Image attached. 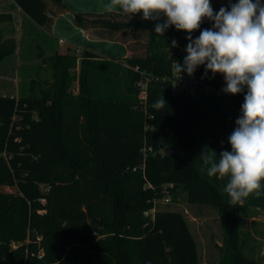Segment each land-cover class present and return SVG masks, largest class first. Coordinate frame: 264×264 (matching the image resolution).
Returning <instances> with one entry per match:
<instances>
[{"label":"trees","instance_id":"trees-1","mask_svg":"<svg viewBox=\"0 0 264 264\" xmlns=\"http://www.w3.org/2000/svg\"><path fill=\"white\" fill-rule=\"evenodd\" d=\"M15 1L47 29L67 10L63 0ZM9 17L1 13L0 24ZM74 22L127 43L132 54L71 48L44 58L53 72L33 80L34 94L0 93V186L17 190L0 191V264H202L182 211L145 214L178 187L220 210L226 249L218 264H261L243 251L240 211L264 206V197L230 205L221 195L226 180L198 172L204 145L217 156L232 150L227 138L244 94H224L223 76H205L203 66L178 87L175 62H183L188 40L174 26L158 35L156 21L116 10L77 11ZM208 27L205 19L193 39ZM14 49L15 38H4L0 26V61ZM145 76L143 100L138 82ZM162 96L167 105L157 111L152 105Z\"/></svg>","mask_w":264,"mask_h":264},{"label":"clouds","instance_id":"clouds-1","mask_svg":"<svg viewBox=\"0 0 264 264\" xmlns=\"http://www.w3.org/2000/svg\"><path fill=\"white\" fill-rule=\"evenodd\" d=\"M112 4L123 13H142L143 20L156 21L158 35L164 36L173 26L187 33V55L182 64L175 62L178 79L183 74L193 76L203 66L205 76L209 72L211 78L223 76L224 94H244L235 128L227 138L232 150H222L217 156L204 145L198 155V172L209 181L226 180L221 195L227 194L230 205L264 197V2L228 0L227 7L215 12L210 0H112ZM205 19L211 27L193 39L192 33ZM171 46L176 47L177 41L173 39ZM166 105L162 96L152 107L159 111Z\"/></svg>","mask_w":264,"mask_h":264},{"label":"rangeland","instance_id":"rangeland-1","mask_svg":"<svg viewBox=\"0 0 264 264\" xmlns=\"http://www.w3.org/2000/svg\"><path fill=\"white\" fill-rule=\"evenodd\" d=\"M227 2L228 0H210L213 9L224 6ZM101 5L105 4L102 3ZM97 10L102 9L98 8ZM0 12L11 13L17 23L15 26V29H17L15 33V49L0 61V93L16 97L30 96L34 94L32 91L33 80H43L45 77H50L53 72L49 65L42 64L44 58L51 57L56 53H65L68 49V38L65 37V33L69 26H75L73 8L67 5L65 12L70 15L62 17V21L58 25L59 28L63 29L60 32L61 35L56 31L50 32L32 19H30L28 24L25 18L22 25L15 0H0ZM68 20H70V24L67 22ZM60 37L64 39L60 40ZM138 37L143 40L146 36L145 34H139ZM110 51L118 53V57L123 56V54L120 55L115 50ZM140 52H144V50ZM180 53L183 54L182 51ZM179 63L182 64L183 62ZM78 70L79 68L74 71L78 72ZM191 81H193V76L183 74L182 78L177 79L176 84L182 88L190 84ZM73 88V94H77L79 90L77 81L74 82ZM145 112L147 113V110ZM150 118L151 115L149 116ZM150 125L148 124L147 126L150 127ZM0 191L13 193V191L16 192L17 190L13 186H0ZM42 202L45 201L43 200ZM153 208L155 210L170 209L182 211L197 241L202 264H218L221 261L226 249L225 230L223 229L220 210L215 204L194 202L190 200L188 192L183 187H178L174 193H164L162 197L157 198L154 201ZM154 212L152 210L149 215H153ZM240 212V243L243 245V251L250 258H254L259 263L264 264V206L251 205L244 207ZM40 213L43 214L44 210H41ZM41 237L42 235H39L38 239ZM20 243L22 242H14L13 244L17 246Z\"/></svg>","mask_w":264,"mask_h":264},{"label":"crops","instance_id":"crops-1","mask_svg":"<svg viewBox=\"0 0 264 264\" xmlns=\"http://www.w3.org/2000/svg\"><path fill=\"white\" fill-rule=\"evenodd\" d=\"M63 1L67 5H69L71 8H73V13L77 11H82V12H102V11H107V10L119 11V6L112 4V0H87V2H85V0H63ZM102 3L105 5L102 6L101 5ZM98 8L102 10H97ZM18 11L20 14L22 25L24 24L25 18L27 19L28 24H29L30 19L32 18L25 11H23V9L19 5H18ZM1 13L8 14L10 16L9 17L10 19L8 21H4L0 24L1 30H3V37L4 38H8V37L15 38V33L17 30L15 29V26L17 23L13 15L9 12H0V14ZM66 15H70V14H66V12H63L57 15L54 18L50 29H47L44 26L42 27H44L45 29L49 30L52 33L53 31H56V32H59L60 34V32L63 29L59 28L58 25L59 23H61L62 17H66ZM67 22L70 24V20H68ZM73 22H74V15H73ZM74 25H75L74 27L69 26V28L67 29L65 33V37L68 38L67 40L68 49L67 50L73 48L80 52L82 48L88 47L95 51L101 52L104 55H107L109 57H118L117 55L118 53H112V51L110 50H115L119 52L120 55L123 54V56H126V57L132 54V51L127 45V43L123 41H116V40L98 37L93 33L92 29L88 30V28L79 27L75 24V22H74ZM63 39H64L63 37H60V40H63Z\"/></svg>","mask_w":264,"mask_h":264},{"label":"built area","instance_id":"built-area-1","mask_svg":"<svg viewBox=\"0 0 264 264\" xmlns=\"http://www.w3.org/2000/svg\"><path fill=\"white\" fill-rule=\"evenodd\" d=\"M138 69V67L136 68ZM178 79V73L176 74V81ZM175 81V82H176ZM149 82H150V78L145 76V77H142L141 80L138 82V85L140 87V93H139V96L141 99L143 100H146L147 98V94H148V85H149ZM192 82V81H191ZM194 84H195V81H194ZM187 86V85H186ZM155 211V208L149 210V211H146V215H149L151 211Z\"/></svg>","mask_w":264,"mask_h":264},{"label":"water","instance_id":"water-1","mask_svg":"<svg viewBox=\"0 0 264 264\" xmlns=\"http://www.w3.org/2000/svg\"><path fill=\"white\" fill-rule=\"evenodd\" d=\"M161 148H162L167 154L171 153V151H172L170 147H168V146H166V145H164V144H161Z\"/></svg>","mask_w":264,"mask_h":264}]
</instances>
